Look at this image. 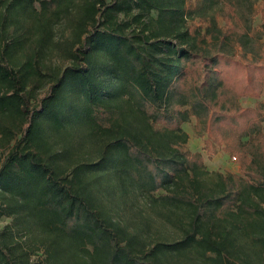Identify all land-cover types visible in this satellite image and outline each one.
<instances>
[{"label": "trees", "instance_id": "16d2710c", "mask_svg": "<svg viewBox=\"0 0 264 264\" xmlns=\"http://www.w3.org/2000/svg\"><path fill=\"white\" fill-rule=\"evenodd\" d=\"M260 1L0 0V264H264V119L224 99L260 93ZM192 115L245 122L243 174L185 149Z\"/></svg>", "mask_w": 264, "mask_h": 264}, {"label": "rangeland", "instance_id": "374dc122", "mask_svg": "<svg viewBox=\"0 0 264 264\" xmlns=\"http://www.w3.org/2000/svg\"><path fill=\"white\" fill-rule=\"evenodd\" d=\"M39 7V4L37 5ZM254 28L256 30L262 31V24L264 23V1H260L257 3V14L254 17ZM67 19L62 20L61 22H58L55 25V34H56V42H59L61 40H64L67 36H69L70 28L67 26ZM220 25L221 26H227L225 20L220 18ZM264 33V31H263ZM261 43L263 44L264 49V34ZM49 65H54L57 63H61L64 61V59L59 56L58 54L54 53V51H48V54H46V58L44 60ZM260 68V73L263 74L264 70ZM230 73V72H228ZM256 87L255 89L260 93L258 95H244L241 97H238V88L234 82L232 81V84L230 82L227 83V89L224 96L226 98H229L231 103L230 104V111L229 113L232 114L231 117L239 116L238 107L239 105L241 107L251 108L252 110L248 111L249 117L252 118V114H260L264 117V107L261 106V104H264V76L259 77L258 81L255 83ZM47 86L42 87L39 90H36V96H41L44 94ZM235 102L238 103L235 104ZM254 112V113H253ZM189 121L185 122L183 124V127L185 130H187L190 133V139L185 144V149L191 152H197L200 151L203 156V160L207 166V168H210V170H215L218 168L221 172L228 173L233 172L239 174H243L241 172V167L243 165V162L245 161V158L248 156L245 154L242 148L233 149V145H236L239 143L241 136L240 135L245 128V122L242 121L240 126H238L233 131L226 130L227 136L224 137L222 140L218 138H211L208 133V127L206 123H200L198 122L195 115L191 116ZM263 117L259 116V119H264ZM263 131H264V120H263ZM253 132V131H252ZM255 133L253 132V136ZM248 137L244 136L243 140H247ZM14 140L12 141V143ZM10 146L4 142V140H1V134H0V163L6 154L7 150ZM10 218L3 217L0 219V226H3L4 224L10 222ZM164 232L172 231L171 228L164 226ZM41 256V252L36 253V257Z\"/></svg>", "mask_w": 264, "mask_h": 264}, {"label": "crops", "instance_id": "0c3cea01", "mask_svg": "<svg viewBox=\"0 0 264 264\" xmlns=\"http://www.w3.org/2000/svg\"><path fill=\"white\" fill-rule=\"evenodd\" d=\"M192 118V117H191ZM190 134V133H189ZM210 169V168H209ZM212 170V169H211ZM215 170H218V168H216Z\"/></svg>", "mask_w": 264, "mask_h": 264}]
</instances>
